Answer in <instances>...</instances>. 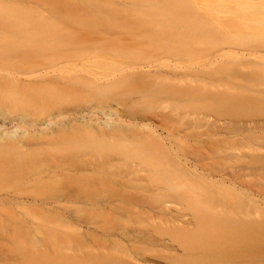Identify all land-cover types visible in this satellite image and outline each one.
Here are the masks:
<instances>
[{
  "label": "rangeland",
  "instance_id": "obj_1",
  "mask_svg": "<svg viewBox=\"0 0 264 264\" xmlns=\"http://www.w3.org/2000/svg\"><path fill=\"white\" fill-rule=\"evenodd\" d=\"M194 1L196 10L206 15L202 19L199 12L200 16L194 13V18L204 23L200 29L196 24L174 29V20L164 16L162 7L151 11L150 4L141 3L138 5L143 9L66 6L40 0L46 12L37 13L46 20H0V127L10 131L15 124L35 134L42 127L29 125L30 121L47 120L58 128L64 119L73 122L84 115L90 120L76 134L77 141L84 143L51 151L31 145L8 154V160L18 162L13 171L12 167L5 169V163L0 165V197L23 194L22 199L17 197L21 205L23 199L48 203L42 205L44 209L26 202L25 206L14 201L0 203V264H79L73 248L52 233L58 231L76 240L77 234L67 228L69 221H76L81 230L89 232L84 240H78L79 245L97 242L111 253L109 243L100 238L113 228L107 213L60 200L71 189H78L79 199L87 201L110 198L112 191L106 178L95 179L102 176L101 171L121 174L134 167L144 169L146 186L136 196L153 204L151 208L159 207L155 203L156 188L162 174L187 196L219 201L222 208H215L216 212L224 206L225 216L235 218L236 213H242L264 224V109H250L255 104L251 103L253 97L264 95V63L228 59L212 63L217 55L230 51H264V0H222L229 3L226 6L215 0ZM83 9H97L98 16L81 21L77 13ZM202 63L205 66H199ZM168 64L178 68V74L152 76L156 66ZM121 67L134 69L137 76L114 73ZM62 68L66 69L63 73ZM111 73L115 76L109 81L96 80ZM106 106L119 116L160 125L161 135L168 133L174 140L175 155L171 157L175 166L145 129H127L126 119L112 118L119 127L106 132L99 126L101 115L86 114ZM23 115L26 119L19 122L18 116ZM58 167L65 172H58ZM74 170H87L90 175ZM36 177L46 181L26 185ZM57 201L65 202V208L55 207ZM183 205L171 212L160 210L155 220L147 221L162 227L153 230L156 239L182 247L209 232L201 224L195 227L193 212ZM169 218L189 221L188 228L193 231L181 235L165 231L164 222ZM128 229L133 230L131 226ZM138 245L135 247L142 256H148L145 249L152 246ZM164 257L167 259H158L160 264H264V258H224L199 247Z\"/></svg>",
  "mask_w": 264,
  "mask_h": 264
},
{
  "label": "bare ground",
  "instance_id": "obj_2",
  "mask_svg": "<svg viewBox=\"0 0 264 264\" xmlns=\"http://www.w3.org/2000/svg\"><path fill=\"white\" fill-rule=\"evenodd\" d=\"M30 1L23 0L22 2L21 0H0V20H15L19 18L32 19V20L34 19L36 21H40L42 19L46 20L45 16L38 14V13L46 12L45 5L41 4V2L42 3L48 2L50 4L56 2L63 5L65 4L66 6L78 5L81 7L83 4L85 5L92 4L94 6H103L106 8H111L110 6L112 5H119V6L133 7V8L139 7L141 9H143L144 4H150V7L152 9L151 11L159 10V8L161 7L163 8L162 12L164 16L171 17L174 20V24L172 25L174 29L181 27L182 25L183 28L188 29L187 25H194V24H196V26L200 29L201 27H203L204 23L202 20L200 19L198 20L195 18H197L199 13L202 16V19H204V16H206L203 15L204 12L201 14V11L196 10L197 7L195 6L197 5H195L194 0H66V1L41 0L40 3H39L40 0L38 1L36 0L38 3H36L35 1L33 2L32 0ZM192 1H194V4H191ZM72 2L75 3L73 4ZM215 2L216 3L218 2V4L223 6L229 4L222 0H215ZM139 3L143 5H138ZM237 7H243V6L239 5ZM223 9L226 10V8ZM98 12L99 11L97 9H92L89 11L83 9L81 12L77 13L78 14L77 18H79V20L81 19V21L82 20L84 21L86 20V18H91V17L94 18L93 16L97 17ZM143 12L145 11L138 12L136 14H140ZM219 12L222 13V10L219 9ZM194 13L197 14V16ZM193 19L195 20L193 21ZM206 20L208 21V19L206 18L204 20L205 23H207ZM188 22H193V23L189 24ZM201 23H203V25ZM200 24L202 26H200ZM105 39L109 41L108 38ZM100 48H102L101 45ZM225 59L231 61H239V62L242 61L253 65H258V63L260 62L264 63V51H255V52L230 51L217 55L213 59L212 63L221 62L224 61ZM199 66H205V63H202ZM164 68L167 71L163 70ZM177 69L169 66V64L167 66H156V68H154L152 72V76H154V78H157L158 76L163 75V73H166L168 75L171 74L173 76L178 74L175 73L177 72ZM65 70H66L65 68H62L61 72L63 73L65 72ZM133 70L134 69L132 68L130 69L128 67L127 68L121 67L118 68L114 73H118V72L124 73L123 76L126 75V77L128 78L136 77L137 75ZM189 71L186 72L190 73ZM191 73L193 74L194 71ZM195 73L197 74L198 72ZM114 76L115 75L111 73L109 75H104L101 76L100 78H96V80L98 81L102 80L105 82L113 79ZM3 77L9 78V76H3ZM163 78L167 80L166 77ZM261 93L264 94V91ZM254 98L255 97H253L252 101L251 99H247L248 103L250 101L252 104L255 103L253 105V108L250 109L252 111L255 110L262 112V110L264 109V95L256 96L255 100ZM243 99L241 100L245 102L246 99L245 98ZM86 114L101 115L103 117V120H100L99 126L103 128L106 132L115 131L119 127L118 126L119 122L113 121L112 118H116L117 121L122 120L123 118L126 119V121H124V125L125 128L127 129L134 127L139 129H145L146 134L149 136L150 140L156 143L162 150H164L168 162L170 164L172 163L175 166L174 161L172 160L173 155H175V151L174 149H172V144L174 143V140L173 138H171V136L168 133L165 136L161 135L162 131L158 129L160 125L155 124L154 126L153 121L151 120H141V119L138 120L130 116L129 117L119 116L115 112L108 111L107 106L98 107L95 113L89 112ZM61 115L62 114H57L56 116L59 117ZM25 119L26 116L24 115L18 116L19 122H22ZM15 120L16 118L10 119L9 122L13 123ZM89 121L90 120L87 118L85 120L84 115L81 116L79 119H75L73 122L64 119L62 122L58 124V128H56L55 126H50L51 122L47 120L30 121L29 125L33 124L42 127L41 131H38L35 134L28 133L26 129H19L15 124L10 131H4L3 128L0 127V165L5 163L6 166L3 165L2 166L5 169L6 167L9 168L12 167L10 169H12L11 171H13L14 170L13 168L16 167V164L18 162L8 160L7 158L8 154H10V152L17 151L20 148H28L31 145L44 146L45 151L46 150L51 151L54 148L58 149L64 145L66 146L71 144L70 146H77L78 144H82L84 142L77 141L78 137L76 136V134L78 133L80 126L87 127V124L90 123ZM48 125L50 126V129L48 128ZM32 149L35 150L36 152L40 151L34 148ZM44 149L41 151H44ZM59 169L65 172L64 171L65 168L62 169L58 167V169L56 170H58L59 172ZM0 170L2 169L0 168ZM69 170L71 171V169ZM79 170H74V171H78L77 174L80 175V173L82 174L83 172L86 173L91 169L90 170L88 169V171L86 170V172L84 170L83 171H79ZM153 171H154L153 173L151 172L152 174H154L156 170ZM96 172L98 171L96 170ZM104 172L106 171H101L99 173L101 174L103 173L102 176L104 174L106 175L102 177L100 174L99 176L101 177L98 178L96 177L95 179H97V181H100L101 179L106 178V180L104 181L112 191V195L110 196V198L102 201H96V200L87 201V200H83L82 198L79 199L78 193L80 192L78 189L68 190L67 193L64 191L66 195L65 193L62 192L66 196L65 199H62L64 197H60L61 198L60 200H64L66 203H70L73 205L76 204L75 206H77V203L79 205L81 204L80 206L83 205V207H88L87 205H89L90 209H94L99 212H106L110 220L114 223L113 228H110L106 232H103L104 234L100 236V238H102L105 242L109 243V250L111 253L109 252L107 253V248L104 246V244H100L97 242L83 243L79 245L78 240L83 236L86 237L87 235H89V232H85L81 230L80 225L76 221H69L67 223L68 224L67 228L77 234L76 240L68 239L58 231L52 232L53 236L55 238H58V240H60L65 246H67L68 248H73L74 252L78 255L77 260L79 261L78 262L79 264H160L158 262V259L166 260L167 258H165L164 256L167 254L171 256L177 255L179 254V252L185 254L187 252L192 251L194 248H198V247L206 248L207 250H210L215 254L222 256L224 258H230V259L264 258V224L260 222L257 223L254 222L253 219L249 217V215L245 216L242 215V213L239 214L236 213L237 217L235 218L232 217L231 215L225 216V214L222 213L224 212L223 209H226L224 206L223 209L220 210V212H216L215 208H219V207L222 208V205L219 201L187 196L185 193L181 192L180 190L177 191L176 189L178 188L175 187L169 181H167L168 179L165 178L164 175L162 174H159L158 177L159 186L156 188L157 201L155 200V203H157L159 207L151 208L153 204H150L148 201L140 200L136 196L142 190V188L146 186L145 179L146 176L148 175L146 174L147 172L144 169L134 167L132 168L131 171L130 170L123 171V173L121 174L117 171H111L109 173L107 172L104 173ZM55 173H57V171ZM93 173L95 172L93 171ZM62 174L60 173V175L57 176H61ZM66 174L70 175V173H64L63 176H66ZM52 175L55 176L56 174H53L52 171ZM45 181L46 178L44 177L41 178L36 177L29 179L26 182V185L32 187L35 185H41ZM12 195L14 196L5 195L4 197H0V203H2L3 201L4 202L14 201L18 205H21L19 204L18 198H21L23 194L22 196H20L19 194H12ZM17 200L18 202H16ZM22 202L24 206L26 205L25 204L26 202L28 205H34L37 208L40 207L41 209H44L42 205L48 204L45 203L44 201H43L44 203L36 202V201H31V202L29 201L28 203V200H24V199L20 201V203ZM65 202L59 204L57 201L56 202L57 206L55 205L54 206L57 207L58 209H64L65 208L64 206L66 204ZM23 204L21 206H23ZM183 204H185V207L187 209L193 212L196 221L195 227L201 224L203 227L208 228L209 230L207 231L209 232L204 237L199 235L195 239L185 242L186 247L174 246L172 243L165 241L163 239H156L153 230H157V227L159 228L162 227L155 224L152 225V223L148 224L147 221L155 220V216L158 215L159 213L158 211L160 210L161 211L167 210L171 212L176 206L179 205L182 206ZM207 208H211L213 211L206 210ZM154 210H156V212H154L153 215H149V213L151 211L153 212ZM122 224H124L127 228L126 227L119 228V226ZM164 224L165 226L163 227V229L165 231L171 230L173 233H177L179 235H181L184 232L191 233L193 231L192 229L189 230L188 228V225L190 224L189 221L184 222L181 221L179 218H169L164 222ZM128 226H131L133 230L128 229ZM92 235L96 238L98 237V235L96 234H92ZM138 243H143L145 245L152 246L150 248L145 249L146 253H148V256H142V253H140L137 250L135 246H139ZM194 243H198V244L194 247ZM112 252L116 255H114ZM99 255H101L102 257ZM137 256H140V259Z\"/></svg>",
  "mask_w": 264,
  "mask_h": 264
}]
</instances>
